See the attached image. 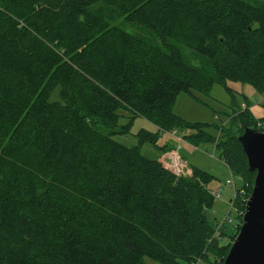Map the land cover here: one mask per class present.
Wrapping results in <instances>:
<instances>
[{
  "label": "trees",
  "instance_id": "obj_1",
  "mask_svg": "<svg viewBox=\"0 0 264 264\" xmlns=\"http://www.w3.org/2000/svg\"><path fill=\"white\" fill-rule=\"evenodd\" d=\"M99 4L156 42L94 13ZM180 47L204 60L190 65ZM226 82L264 93L263 2L0 0V264H222L254 176L236 137L261 132L264 118L245 104L224 127L172 109L181 93L232 94ZM135 118L155 132L114 141ZM183 129L190 145L214 143L243 188L221 227L214 176H176L158 160L170 149L158 137Z\"/></svg>",
  "mask_w": 264,
  "mask_h": 264
},
{
  "label": "rangeland",
  "instance_id": "obj_2",
  "mask_svg": "<svg viewBox=\"0 0 264 264\" xmlns=\"http://www.w3.org/2000/svg\"><path fill=\"white\" fill-rule=\"evenodd\" d=\"M250 4H257L260 2L264 3V0H245ZM92 11L100 16H103L105 20L108 22H112L116 24L118 28L130 32L131 34L140 35L148 40H154L152 35L148 34L144 31V28L140 26L130 25L124 23L120 20V17L117 16L113 11L109 12V9L105 8L103 5L99 4L92 8ZM155 41V40H154ZM156 42V41H155ZM159 42V41H158ZM185 60L190 65H197L201 63L203 58L198 57L194 52L186 49L185 47H180ZM226 88L231 90L232 94H228L225 90H223L220 86L214 85L211 87L210 94L204 96L198 92L193 91L191 94L193 96H189L187 94L181 93L176 97L174 102V107L172 109L173 114L179 117L180 119L187 120L189 123H194L199 121L201 123H214L215 125L223 124L224 127H228L230 121L234 119L235 110H239L242 112L246 110L247 105L248 111L254 116L255 119L259 120L264 118V110L261 107L262 101H264V93H257L250 85L240 84L239 82H226ZM120 116H122L121 120L119 119V123L121 125L127 124V120L130 117L129 113L120 112ZM231 118H229V117ZM132 124L129 127L128 135L121 136L116 135L112 138L114 141L120 142L122 145L128 147L132 145H136L135 134L137 131L141 129L147 130V132L154 133L155 128L148 123L147 120L143 118H135L132 120ZM193 133L187 129L181 130V132H177L176 135L172 134L171 138L168 137L167 133H163L158 137L157 145H161L164 141H167V145L170 146L168 152H165L161 159L166 167L170 168L176 175H181L184 170V166L189 168L188 164L192 167L201 168L203 171L210 172L214 178L210 182L211 187H216V190H219L221 200L215 199L213 201L212 207V217H215L217 221H220L225 214H227V207L224 203L226 199H232V193L228 186L224 184V178L228 174L226 168L219 161V157H217V153L215 150V144L208 142L206 144L199 143L198 146H193L188 143L186 139L187 136L192 135ZM177 138L178 140L176 141ZM163 145V144H162ZM141 154L147 156L149 159L155 157V151L152 147L148 146V144H144L142 146ZM160 158V156H159ZM188 161V162H187ZM162 162V161H161ZM175 162V163H174ZM187 162V163H186ZM176 164V165H175ZM232 175V174H231ZM242 179L240 176H237ZM236 187L241 184L236 181ZM233 220L230 225H233ZM229 228V227H227ZM143 264H157L153 262L149 258H143ZM209 264H214L209 263Z\"/></svg>",
  "mask_w": 264,
  "mask_h": 264
},
{
  "label": "water",
  "instance_id": "obj_3",
  "mask_svg": "<svg viewBox=\"0 0 264 264\" xmlns=\"http://www.w3.org/2000/svg\"><path fill=\"white\" fill-rule=\"evenodd\" d=\"M236 138L254 176L241 226L222 264H264V132L244 128Z\"/></svg>",
  "mask_w": 264,
  "mask_h": 264
},
{
  "label": "built area",
  "instance_id": "obj_4",
  "mask_svg": "<svg viewBox=\"0 0 264 264\" xmlns=\"http://www.w3.org/2000/svg\"><path fill=\"white\" fill-rule=\"evenodd\" d=\"M262 132H264V129H262ZM171 133H173V131ZM160 160L162 161V163H164L161 158H160ZM162 167L165 168V170L170 171V172L176 174L175 172H173L170 168L166 167L165 165H162ZM185 174H189L190 175L191 172L188 170L187 167L184 166L183 173L181 175H176V176H183ZM224 184H226L229 187V189L231 190L232 195H234V192L236 191V189H235V183H233V179H232V177L230 175L229 170H228L227 177L224 179ZM210 193H211V195H212L213 198L220 199L218 191H211ZM237 193L240 194V195H243L244 194L243 188H240V187L238 188L237 187ZM229 209H231L230 200L227 203V210H228L227 211V214H225L224 217L219 221V226L218 227H221L222 223H224L225 221L226 222H229V220H230L229 219V212H230Z\"/></svg>",
  "mask_w": 264,
  "mask_h": 264
},
{
  "label": "crops",
  "instance_id": "obj_5",
  "mask_svg": "<svg viewBox=\"0 0 264 264\" xmlns=\"http://www.w3.org/2000/svg\"><path fill=\"white\" fill-rule=\"evenodd\" d=\"M167 134H168V137L170 136L171 138H173V137H172V134H175V135H176L175 132H173V133H170V132H169V133H167ZM174 139H176V141L178 140L177 138H174ZM166 142H167V141H164V143H162V144H167ZM162 144H161V145H162ZM160 158H161V155H160ZM160 158H158V160H160ZM160 161H161V160H160ZM187 162H188V161H187ZM187 162H186V163H187ZM219 162L223 164V162H221V161H219ZM161 164H162V163H161ZM187 164H188L189 167H192V166L189 165V163H187ZM223 165H224V164H223ZM224 167H225V165H224ZM225 168H226V167H225ZM215 188H216V187H211V186H210L209 189H215ZM219 197H220V196H219ZM219 200H221V197H220ZM229 200H230V198H229L228 200L226 199V201H224L226 207H227V203H228Z\"/></svg>",
  "mask_w": 264,
  "mask_h": 264
}]
</instances>
